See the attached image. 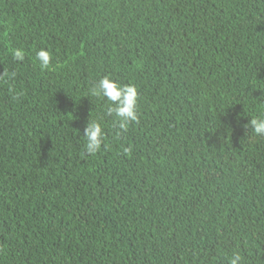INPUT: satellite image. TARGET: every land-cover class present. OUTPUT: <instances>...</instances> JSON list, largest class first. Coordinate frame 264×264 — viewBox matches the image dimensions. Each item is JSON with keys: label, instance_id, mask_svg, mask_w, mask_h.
I'll use <instances>...</instances> for the list:
<instances>
[{"label": "trees", "instance_id": "obj_1", "mask_svg": "<svg viewBox=\"0 0 264 264\" xmlns=\"http://www.w3.org/2000/svg\"><path fill=\"white\" fill-rule=\"evenodd\" d=\"M4 72L0 264H264V0H0Z\"/></svg>", "mask_w": 264, "mask_h": 264}, {"label": "clouds", "instance_id": "obj_2", "mask_svg": "<svg viewBox=\"0 0 264 264\" xmlns=\"http://www.w3.org/2000/svg\"><path fill=\"white\" fill-rule=\"evenodd\" d=\"M26 52L21 48H15L12 51L14 60L23 61ZM35 61L42 69H47L52 61L50 50L40 48L35 53ZM14 75V74H13ZM9 76L8 72L0 75V79ZM89 95L106 98L108 102L107 113L116 117L120 129L126 130L130 122L138 121V97L139 92L134 84H121L113 80L110 76L101 77L89 90ZM250 125L257 135H264V118H253ZM84 150L89 155H96L102 144L105 142L106 133L102 123L97 120H89L83 130ZM241 257L239 253H234L229 258V264H240Z\"/></svg>", "mask_w": 264, "mask_h": 264}]
</instances>
